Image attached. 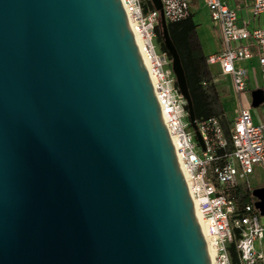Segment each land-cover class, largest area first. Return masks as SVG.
Returning a JSON list of instances; mask_svg holds the SVG:
<instances>
[{
  "label": "water",
  "instance_id": "water-1",
  "mask_svg": "<svg viewBox=\"0 0 264 264\" xmlns=\"http://www.w3.org/2000/svg\"><path fill=\"white\" fill-rule=\"evenodd\" d=\"M0 264H212L120 0H0Z\"/></svg>",
  "mask_w": 264,
  "mask_h": 264
},
{
  "label": "built area",
  "instance_id": "built-area-1",
  "mask_svg": "<svg viewBox=\"0 0 264 264\" xmlns=\"http://www.w3.org/2000/svg\"><path fill=\"white\" fill-rule=\"evenodd\" d=\"M130 28L141 41L140 54L147 60V72L176 156L187 173L188 191L205 223L213 249L212 264H232L228 245L234 241L239 264H264L258 242L264 236L261 214L253 201L238 207L226 186L247 179L256 164L264 166V121L254 122L248 108L237 106L230 126L229 140L218 116L197 121L203 145L195 135L189 118L187 100L180 91L172 69L171 56L157 39L159 9L148 0H120ZM166 21L185 18L190 0H161ZM211 20L221 29L223 47L205 57L207 65L218 64L229 74L234 91L246 90L248 71L240 62L257 58L264 93V25L238 23L235 7L223 0H206ZM252 13H264V0H253ZM229 143V146H228Z\"/></svg>",
  "mask_w": 264,
  "mask_h": 264
},
{
  "label": "trees",
  "instance_id": "trees-1",
  "mask_svg": "<svg viewBox=\"0 0 264 264\" xmlns=\"http://www.w3.org/2000/svg\"><path fill=\"white\" fill-rule=\"evenodd\" d=\"M148 4L151 6L150 1H148ZM192 15L193 13L190 11L183 19L168 21L167 27L170 37L181 58L195 118L197 121H200L209 116H218L217 108L219 107V109H222L223 107L220 100V93L215 83L212 81L210 70L205 62L206 55L203 53L195 37V28L197 24L193 20ZM156 32L161 49L169 54L161 38L160 23L156 26ZM228 121L229 120L224 117L220 118L224 134L226 138L228 137L227 139H229V127L231 126L228 125ZM225 192L228 196L235 198L238 207H241L245 202L251 201L252 199L250 187L243 189L239 183L226 186ZM228 249L232 264H239L234 241L229 243Z\"/></svg>",
  "mask_w": 264,
  "mask_h": 264
},
{
  "label": "rangeland",
  "instance_id": "rangeland-1",
  "mask_svg": "<svg viewBox=\"0 0 264 264\" xmlns=\"http://www.w3.org/2000/svg\"><path fill=\"white\" fill-rule=\"evenodd\" d=\"M150 1V0H148ZM227 2L228 4L232 5L236 8L238 16H245V9L242 7L243 0H223ZM190 8L193 12V20L195 21L196 30L198 31H204V27L208 24H211V16L209 12V8L206 4V0H190ZM238 23H242L241 19L239 18ZM244 63V62H243ZM246 64V62L244 63ZM247 71H248V84L246 90H243L238 95L232 86L231 79L227 78L226 80L223 79L221 76H216L217 86L220 90V96H221V104L222 109H218V116L219 118L224 117L225 119L229 120L228 125L230 126L233 121V116L235 114L236 107L239 104H242L243 106L250 109L251 113L254 114V110L262 108L264 105V102L260 103L258 106H253L251 104V90L254 87H257L262 83L261 77H260V69L259 65L255 60L252 62L247 63ZM211 73V72H210ZM212 81L214 82V77L211 74ZM230 128V127H229ZM228 138V137H227ZM229 140V139H228ZM258 183H264V169H257L253 172V174L249 175L247 179L242 180L239 182L241 187L243 189H247L250 187V190L252 187L256 186ZM261 220L264 221V215H261ZM262 242L264 244V238L262 239ZM256 245L258 243L256 242Z\"/></svg>",
  "mask_w": 264,
  "mask_h": 264
},
{
  "label": "crops",
  "instance_id": "crops-1",
  "mask_svg": "<svg viewBox=\"0 0 264 264\" xmlns=\"http://www.w3.org/2000/svg\"><path fill=\"white\" fill-rule=\"evenodd\" d=\"M252 2H253V0H243L242 7H244V9H245L246 15L243 16V17L242 16H240V17L238 16V19L240 18L242 22H248V24L251 25V26L264 25V13H261L259 15H254L252 13ZM190 11H191V8H190ZM204 28H205L204 31H198V32H197V30L195 28V37H196L197 42L199 43L200 48L202 49L203 53L205 55H207L209 53H212V52H215V51L221 49L224 44H223V40H222V36H221V29H220L218 24L214 23L211 20V24H208ZM252 47H253V50H254V55L251 58L242 60L240 62L246 68H247V65H248L247 63L248 62H252L255 59H256V61L258 63V58H257L258 50H257V47L255 45L252 46ZM243 62L244 63L246 62V64H244ZM208 68H209L211 74L214 77L215 86H216L218 92L220 93V90H219V88L217 86V81L218 80L216 79V76H221V77H223L224 80H226L227 78L231 79V77H230L229 74L221 73L218 64L208 65ZM247 84H248V80H247ZM258 86H261V84L258 85ZM220 100H221V96H220ZM245 108H247V107H245ZM235 111H237V107H236ZM249 111H250V109H249ZM250 113H251V111H250ZM235 115H236V112H235V114L233 116V119H234ZM251 116H252V120L254 122L264 121V105L262 106V108L254 110V114L251 113ZM259 168L260 169L261 168L264 169V166L256 164L254 166L253 172L255 170L259 169ZM253 172L251 174H253ZM262 184H264V183H258L256 186H259V185H262ZM251 201H252V199H251ZM262 222L264 224V221H262ZM263 238H264V236L257 242L258 243L257 247L262 249L263 252H264V244L262 242Z\"/></svg>",
  "mask_w": 264,
  "mask_h": 264
},
{
  "label": "bare ground",
  "instance_id": "bare-ground-1",
  "mask_svg": "<svg viewBox=\"0 0 264 264\" xmlns=\"http://www.w3.org/2000/svg\"><path fill=\"white\" fill-rule=\"evenodd\" d=\"M132 32H133V35H134L136 44L138 46V49H139V51H141V41H140V38H139L138 34L134 30H132ZM143 61H144L145 66L147 67V64H148L147 63V60L146 59H143ZM179 164H180V162H179ZM180 167H181V170H182L184 179L186 181V184H188V180H187L188 177H187L186 170L184 169V167L181 164H180ZM193 206H194V209H195V213H196L197 220H198L199 225H200V228L202 230V234H203L204 239H205V242H206V246H207V249H208L209 256L211 258L212 257V253H213V249H212V247L210 245V242H209V237H208L207 232H206V229H205V223H204V221H203V219L201 217V213L197 209L196 204H195L194 201H193Z\"/></svg>",
  "mask_w": 264,
  "mask_h": 264
}]
</instances>
